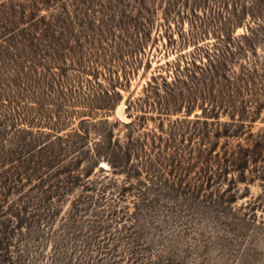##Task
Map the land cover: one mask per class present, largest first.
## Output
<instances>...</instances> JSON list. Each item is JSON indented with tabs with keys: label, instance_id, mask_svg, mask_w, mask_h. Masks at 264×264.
<instances>
[{
	"label": "rangeland",
	"instance_id": "1",
	"mask_svg": "<svg viewBox=\"0 0 264 264\" xmlns=\"http://www.w3.org/2000/svg\"><path fill=\"white\" fill-rule=\"evenodd\" d=\"M0 160V264H264V0H0Z\"/></svg>",
	"mask_w": 264,
	"mask_h": 264
},
{
	"label": "trees",
	"instance_id": "2",
	"mask_svg": "<svg viewBox=\"0 0 264 264\" xmlns=\"http://www.w3.org/2000/svg\"><path fill=\"white\" fill-rule=\"evenodd\" d=\"M191 63L190 64H192L193 66H195V67H197V63H196V59L194 58V59H192L191 61H190ZM187 64H189V62H187ZM36 66H37V64H36V62L33 64V66H31V67H25V68H22V71L23 72H25L24 71V69H30V71L32 70V71H36V70H34V69H36ZM187 66V65H186ZM185 66V67H186ZM188 68V67H187ZM31 71V72H32ZM179 72H180V70H179ZM25 74L26 75H28V72H25ZM119 78H120V76H118L117 78H116V80L118 81L119 80ZM37 87H39V89H41V86H37ZM31 89V88H30ZM37 90L38 92L40 91V90ZM116 89V88H115ZM35 93V92H34ZM114 94L116 95V101L118 100V98H120V96H121V94L117 91V90H114ZM35 95V94H34ZM36 96H37V94H36ZM35 97V96H34ZM130 106L128 105V108H129ZM26 115V114H25ZM27 116H28V114H27ZM29 117L30 116H28L27 117V119L28 120H26V118L24 117L23 119L25 120V121H27L26 123H28V124H30V125H34V121H32V120H30L29 119ZM80 133H78V136H80L79 135ZM111 134V132H109V135ZM109 135H107V136H109ZM48 143L46 142V143H44V146L45 145H47ZM105 147L107 148V153L108 154H111L112 152H114V154L117 156V152H121L120 154H122V155H119V156H121V157H123V158H125V157H128V155H129V149L128 150H123V148H122V146H120V148H119V146H118V144L115 142H113V140H112V138H108L106 141H105ZM52 146H58L59 145V149L61 150V149H64V148H62V145L63 144H51ZM86 145L87 144H84V145H81V146H78L77 147V144H75L74 146H76L77 147V151H79V152H81V151H84V149L86 148ZM39 148H41L42 147V144H38L37 145ZM28 147V146H27ZM75 147V148H76ZM119 150H118V149ZM60 153L62 154L63 152H57V155H59L60 156ZM94 156H96V157H98V158H100L102 155H101V152H95L94 153ZM55 157H56V155L54 156V157H46L44 160H39V162H37L36 161V159H35V156L33 155V153H31V152H27V154H24V155H22L21 157L19 156V157H17V158H15L11 163L12 164H14V163H19L18 165L19 166H21V165H23L24 163L25 164H28V163H31V162H34V164L35 163H37L36 165H32V166H30V164H28V165H25L26 167H24V171L22 172L21 170H18L17 169V174L20 176V178L18 179V181L19 182H22L21 180L23 179V176L24 175H28V176H26V179H28V177L29 176H32V175H41V176H39V178H41L42 179V177L44 176V171H43V169H47V170H49V169H52V168H55V167H57V165L58 166H60L59 165V163H57V164H55V161H56V159H55ZM60 161V160H59ZM2 164V160H0V165ZM17 165V168L19 167ZM22 167V166H21ZM61 171V170H60ZM62 172V171H61ZM61 172H59V173H61Z\"/></svg>",
	"mask_w": 264,
	"mask_h": 264
}]
</instances>
